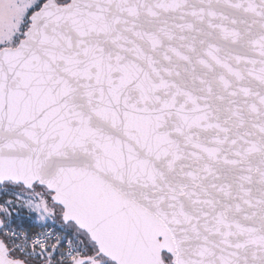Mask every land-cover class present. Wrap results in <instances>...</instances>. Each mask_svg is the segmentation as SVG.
Wrapping results in <instances>:
<instances>
[{
    "label": "water",
    "instance_id": "water-1",
    "mask_svg": "<svg viewBox=\"0 0 264 264\" xmlns=\"http://www.w3.org/2000/svg\"><path fill=\"white\" fill-rule=\"evenodd\" d=\"M3 182L113 264H264V0H43L0 47Z\"/></svg>",
    "mask_w": 264,
    "mask_h": 264
},
{
    "label": "flooded vegetation",
    "instance_id": "flooded-vegetation-1",
    "mask_svg": "<svg viewBox=\"0 0 264 264\" xmlns=\"http://www.w3.org/2000/svg\"><path fill=\"white\" fill-rule=\"evenodd\" d=\"M40 3L38 5H36V7H34L32 10H30L29 14L31 13V11L36 9L40 5ZM27 22H28V16L26 17V25H27ZM26 25H25V27H26ZM25 27H24V29H25ZM24 29H23V31H24ZM2 46H11V45L7 44V45H2ZM34 188H40L47 193L48 204H49L48 208H45L40 203H39V207L42 209V211L44 210V212H42L43 215L45 214L47 216L46 222H50L57 227L56 230L53 231L55 237H57L58 239H59V237H62L61 236V231H62L63 234H69L73 238L78 237L80 239V240L76 241L75 245H73L74 254H73V257H71V258H74L77 256H93L94 258L91 259L89 262H85L82 264H113L109 259H107L103 255L97 253V250H96L94 244L92 242H90L77 227H75L70 222H63L61 220V216H60L61 210H62L61 207L54 204L50 200V197H49L50 192L47 191L43 186L33 184V186L31 188H25L20 184H15V183H11V182H3V183H0V196L3 199V201L6 200V198L9 200V202L5 201L6 204H8V206H10V203L14 200L15 201L16 200L21 201L25 205L31 206L32 205L31 202H25L24 201L25 197H20L19 194L23 192L24 196L28 197L26 195L28 193H24V192H28ZM16 214H18V213L13 214V218H11V221H10V218H7V215L6 214L4 215L0 211V238H2L3 240L6 236L11 235V232L15 230L10 225H11V222L13 221V219L16 218ZM21 215H24V213H21ZM29 215H31V214H29ZM55 243L58 244V241H56ZM46 246H47V244L45 245V247ZM7 247L10 250V254L12 256L23 258L25 261H27L31 264H69L70 259H71V258H68L64 254V251H63V254H62V252H58L56 254V256L53 257L52 252L51 251H45L44 247L40 248L41 252H38L37 250L31 251V249L23 250V249H20V248L14 246L13 244H8ZM163 257H164L166 264H171L170 263V257L168 255L163 253ZM30 259H32V260H30Z\"/></svg>",
    "mask_w": 264,
    "mask_h": 264
},
{
    "label": "rangeland",
    "instance_id": "rangeland-1",
    "mask_svg": "<svg viewBox=\"0 0 264 264\" xmlns=\"http://www.w3.org/2000/svg\"><path fill=\"white\" fill-rule=\"evenodd\" d=\"M42 0H0V47L2 45H14L16 44L18 38L22 36L23 29L26 25V17L28 16L30 10H32L36 5H38ZM21 192V191H20ZM26 194L28 197L24 196L23 192L20 193V197H25V202H31V206L25 205L21 201H12L10 206L6 204L9 200L3 201L0 196V211L7 218H13L14 213L17 216H21V213L31 214L32 220L36 223H43L46 221L47 216L42 212L39 207V203L48 208V198L47 193L40 188H34ZM6 201V202H5ZM24 205V206H23ZM11 215V216H10ZM32 260V259H30Z\"/></svg>",
    "mask_w": 264,
    "mask_h": 264
},
{
    "label": "trees",
    "instance_id": "trees-1",
    "mask_svg": "<svg viewBox=\"0 0 264 264\" xmlns=\"http://www.w3.org/2000/svg\"><path fill=\"white\" fill-rule=\"evenodd\" d=\"M50 226L53 231L56 230V226L50 222H43V223H36L32 220L31 215H22L21 216H17L16 218L13 219V221L11 222V227H13V229L15 230H20V231H24V232H28V233H32L35 232L37 229L43 227V226ZM61 236L59 237V239L57 237H55V235L53 236V238L51 240H49V242L47 243V246L44 247L45 251H51L52 252V256L55 257L56 254L58 252H62L63 254V248L64 246H66L67 244L70 245H75L77 240H80L78 237L77 238H73L72 236H70L69 234H63L61 231ZM5 243L8 244H12V240L10 238V235L6 236L4 238ZM56 241H58V244L55 243ZM67 243V244H66ZM27 249H31V251H38L41 252L40 248H28Z\"/></svg>",
    "mask_w": 264,
    "mask_h": 264
},
{
    "label": "built area",
    "instance_id": "built-area-1",
    "mask_svg": "<svg viewBox=\"0 0 264 264\" xmlns=\"http://www.w3.org/2000/svg\"><path fill=\"white\" fill-rule=\"evenodd\" d=\"M53 236V229L50 226L45 225L32 233L14 230L11 232L10 238L14 246L25 250L27 249L26 247L43 248ZM63 251L68 258H71L74 254V247L73 245L67 244L64 246Z\"/></svg>",
    "mask_w": 264,
    "mask_h": 264
}]
</instances>
